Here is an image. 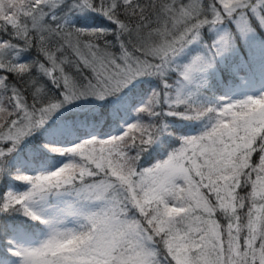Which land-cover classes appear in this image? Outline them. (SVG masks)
Segmentation results:
<instances>
[{
    "label": "snow or ice",
    "instance_id": "obj_1",
    "mask_svg": "<svg viewBox=\"0 0 264 264\" xmlns=\"http://www.w3.org/2000/svg\"><path fill=\"white\" fill-rule=\"evenodd\" d=\"M0 264H264V0H0Z\"/></svg>",
    "mask_w": 264,
    "mask_h": 264
},
{
    "label": "trees",
    "instance_id": "obj_2",
    "mask_svg": "<svg viewBox=\"0 0 264 264\" xmlns=\"http://www.w3.org/2000/svg\"><path fill=\"white\" fill-rule=\"evenodd\" d=\"M85 23H87V21H84ZM256 159H258V157H256Z\"/></svg>",
    "mask_w": 264,
    "mask_h": 264
}]
</instances>
